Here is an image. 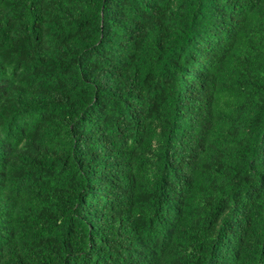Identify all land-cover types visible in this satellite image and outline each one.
Segmentation results:
<instances>
[{
	"label": "trees",
	"instance_id": "1",
	"mask_svg": "<svg viewBox=\"0 0 264 264\" xmlns=\"http://www.w3.org/2000/svg\"><path fill=\"white\" fill-rule=\"evenodd\" d=\"M0 264H264V0H0Z\"/></svg>",
	"mask_w": 264,
	"mask_h": 264
}]
</instances>
